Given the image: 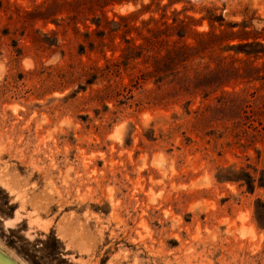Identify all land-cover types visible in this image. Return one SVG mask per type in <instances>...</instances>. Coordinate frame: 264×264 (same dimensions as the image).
<instances>
[{
  "label": "rangeland",
  "instance_id": "1",
  "mask_svg": "<svg viewBox=\"0 0 264 264\" xmlns=\"http://www.w3.org/2000/svg\"><path fill=\"white\" fill-rule=\"evenodd\" d=\"M246 37L264 47V0H0V249L19 264H264V54L220 50ZM220 57L253 70L174 93ZM242 172L253 189L225 179Z\"/></svg>",
  "mask_w": 264,
  "mask_h": 264
},
{
  "label": "trees",
  "instance_id": "2",
  "mask_svg": "<svg viewBox=\"0 0 264 264\" xmlns=\"http://www.w3.org/2000/svg\"><path fill=\"white\" fill-rule=\"evenodd\" d=\"M126 18V17H125ZM182 27L185 28V25L182 24ZM231 36V38H227ZM235 36L234 32H226V33H222L221 35H216V34H203L200 35V37H202L201 40L198 41L197 46L201 47V48H208L210 46H213L215 44H220L222 41L227 40V39H233ZM245 41L244 42H240V43H236V44H225L224 46L220 47V50L222 52H229V51H233L234 54H237L239 52L244 53L246 56H259V54L263 55L264 54V47L261 46V44L256 41V40H252V41H248V37L243 38ZM129 42V41H128ZM259 46L262 50L258 51L255 50V47ZM154 47V41H152V39L150 38H146L144 39V44L138 46L137 48L143 52L146 49H151ZM146 48V49H145ZM127 50L129 52L134 51V48L131 46L127 47ZM176 49L170 50L167 53V58L171 59V60H175L176 56L178 54L174 53ZM174 53V54H173ZM189 56L191 57V54H189ZM188 56H186L187 58ZM163 58V57H161ZM161 59L158 60L156 57L154 59V66H153V70L151 72H149V74H147V77H152V78H156L157 81H160L163 79L164 74H162V71L159 68ZM247 64V63H246ZM215 69V70H214ZM214 69H210V67L208 65L205 66L204 70V74L201 73H196L194 74L193 77L189 78H185V80L182 82V84L180 86H177L174 91L175 94L178 93H184V94H188V95H196V94H201L202 97H206L208 95H210L211 93H213L214 91L218 90V88L225 86L226 84H228L232 79H236L238 77H242V78H247L248 72L249 70H253L252 67H249L245 65V67L243 68L242 73L240 74V68H236L233 66L232 63H227L225 61V57H220L218 62H217V66ZM251 79V78H249ZM249 79H247L249 81ZM226 93V92H223ZM242 175V176H240ZM218 179H221L222 176H218ZM226 180H243L244 183L247 184L249 189H253L254 188V178L247 172H242L241 174L236 175L234 178L232 177H227L225 178ZM260 204V206L262 207V214L264 215V207L263 204H261L260 202H258Z\"/></svg>",
  "mask_w": 264,
  "mask_h": 264
},
{
  "label": "water",
  "instance_id": "3",
  "mask_svg": "<svg viewBox=\"0 0 264 264\" xmlns=\"http://www.w3.org/2000/svg\"><path fill=\"white\" fill-rule=\"evenodd\" d=\"M0 264H19V263L0 249Z\"/></svg>",
  "mask_w": 264,
  "mask_h": 264
},
{
  "label": "bare ground",
  "instance_id": "4",
  "mask_svg": "<svg viewBox=\"0 0 264 264\" xmlns=\"http://www.w3.org/2000/svg\"><path fill=\"white\" fill-rule=\"evenodd\" d=\"M22 263V262H21ZM22 264H24V263H22Z\"/></svg>",
  "mask_w": 264,
  "mask_h": 264
}]
</instances>
